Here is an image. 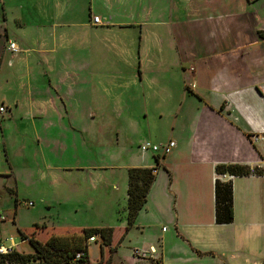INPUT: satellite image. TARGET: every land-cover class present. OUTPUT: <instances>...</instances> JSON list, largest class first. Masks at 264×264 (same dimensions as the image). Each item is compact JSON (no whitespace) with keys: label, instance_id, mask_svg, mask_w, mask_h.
Segmentation results:
<instances>
[{"label":"crops","instance_id":"obj_1","mask_svg":"<svg viewBox=\"0 0 264 264\" xmlns=\"http://www.w3.org/2000/svg\"><path fill=\"white\" fill-rule=\"evenodd\" d=\"M150 2L0 0V107L6 108L0 116L9 111L0 124L19 121L23 137L25 122H30L38 143L35 154L32 149L27 152L22 168L7 157L10 169L0 170V198H7L8 204L13 200L15 207L14 212L4 213L0 206L6 216L0 222V244L34 253L20 230L36 231V238L46 242L52 235L110 226L114 227V251L103 247L100 237L89 242L94 264L109 260L125 264L120 254L124 243L129 246L131 264H149L138 261L133 249L151 245L156 246L162 264H262L264 176H220L232 183L234 219L218 224L215 168L238 163L264 169V24L249 18L241 23L234 20L228 49H218L214 40L215 45L209 42L207 50L205 42L197 40L189 51L180 34L185 22L180 14L182 3L174 1L171 6L179 8L177 16L173 10L170 17L160 20L161 10ZM242 2L255 13L264 8V0ZM25 8L33 22L25 17ZM94 15H100L103 24H93ZM210 17L201 19L219 21ZM10 40L23 49L9 50ZM173 51L177 53L174 62ZM8 55L11 72L5 73L2 68ZM91 88H98L101 97H114L117 107L107 111L110 115H97L89 99L80 102L86 106L82 114L74 106L72 99L90 94ZM176 88L183 98L172 97ZM121 90L127 96L125 105ZM136 104L142 116L151 112L159 121H172L164 143L172 140L176 146L160 159L159 154L141 150L146 141L159 143L141 128L140 115L132 108ZM96 120L114 121L116 146L108 158L99 153L101 147L103 154L104 143L98 144L97 154L91 151L95 143L91 137L99 133L93 129L95 122L91 123ZM131 167L158 168L148 200L126 232ZM34 177L41 183L46 180L50 187L49 195L40 197L45 209L41 221L23 214L18 190L13 195L6 192L9 183L17 185ZM12 213L13 228L7 219Z\"/></svg>","mask_w":264,"mask_h":264},{"label":"rangeland","instance_id":"obj_2","mask_svg":"<svg viewBox=\"0 0 264 264\" xmlns=\"http://www.w3.org/2000/svg\"><path fill=\"white\" fill-rule=\"evenodd\" d=\"M180 1L182 5L184 6V9H180V14L183 16V19L185 22L183 23V26H181L180 34L183 39V44L185 45V48L189 51L193 49L194 43L199 40L205 42V47L207 50L210 48L207 46L209 42L213 43V46L215 45L214 40H216L218 43V49L225 46L227 49L231 46L232 40L231 36L233 35V25L231 22H235L234 20L239 21L240 23L243 21V18H249L251 22H258L259 25L264 24V19H261V15L264 14V8H261L259 13H255L252 8H245V4H243V0H234L229 1V3H222L221 0H151V4H154V7L162 13L161 16H159L160 20L166 18L167 16H171V11L174 10V15L177 16L178 9L177 7H173L171 9V6L173 2ZM140 6H142V2H138ZM177 6V5H176ZM254 12L250 14V12ZM249 12V13H248ZM219 17L218 22H207L203 21L201 18L206 17ZM25 17L30 22L34 21V17L32 14L29 13L28 8H25ZM264 17V16H263ZM211 18V17H210ZM169 19V18H168ZM194 20H202L199 22L194 23ZM222 20V21H220ZM236 23V22H235ZM32 28V27H31ZM29 28V29H31ZM176 29H179L178 26ZM182 32V33H181ZM212 34V36H216L214 39H210L208 36ZM152 37H155L154 34L151 35ZM35 41L33 40V43ZM23 42L20 41V45ZM75 44V43H74ZM3 42L0 40V48L2 47ZM23 45V44H22ZM211 46V48L213 47ZM23 49V47H20ZM66 50V48H64ZM254 50V49H253ZM256 50V49H255ZM261 50V49H259ZM228 52V50L224 49V52ZM164 52H167V49L164 50ZM262 52V51H261ZM78 53V52H76ZM177 53L175 51L171 52V60L174 62V58ZM11 55H8L5 57V65L3 66L2 70L3 72L9 73V68L7 67V61L10 58ZM15 55L12 54V57ZM19 56H28L27 54L20 53ZM154 58V62H157V58ZM168 62V60H167ZM152 67V64H151ZM11 72V71H10ZM27 82V79H25V83ZM2 81H0V91L3 89ZM28 84V83H27ZM26 84V86H27ZM122 93V105H125L127 96L124 91L121 90ZM175 95V99L178 100L182 97L181 89L175 90V93L172 94V97ZM101 95H99L98 88L92 89L90 91V94L83 95L77 99L76 97L72 100H76L74 106L79 109L80 114H82L83 109L86 107L85 105H80V102L82 99H89L90 100V108L96 109L97 115H103L102 112L106 113L105 115H110L107 111L111 109L112 106L117 107L115 105L114 97L112 98L111 95L105 94L102 95L101 101H100ZM183 98V97H182ZM159 100V97H158ZM107 102V103H106ZM150 103V110L151 112H154L153 105ZM117 104V102H116ZM109 107V109H108ZM132 108L134 111H137L139 116V122H141L142 126L141 128L145 130L146 133L149 134L151 137V140L153 142H158L159 144L164 143V141H167V136L169 131L172 127V121H159L158 116L154 115L153 113L149 112L147 116H142L140 114V106L138 104L132 105ZM6 109V108H5ZM104 109V110H102ZM107 109V110H106ZM9 115V111H7V114L5 116H0V122L2 118H6V116ZM2 117V118H1ZM141 117V118H140ZM95 122V123H94ZM114 121H93L91 123L93 124V129L95 131H99L94 137H91V140H94L95 143H92L91 151L94 153L98 152L100 150V156L104 155L105 157H109L113 151L115 150V142H116V136L114 133V127H113ZM28 124L27 127H25V130L23 132H26V136L20 137L19 130L23 129L22 126H20L19 121L12 122V121H6L5 123L0 124V170H9L10 166L8 164L9 161H7V157H11V161L13 162L14 166L18 169L19 167L22 168V163L24 159H26L27 152L32 149L33 153L35 154L36 147H38V143L33 138L32 131H34V127L30 122H25ZM112 125V126H111ZM22 138H24V142L22 141ZM141 138V137H139ZM26 140V141H25ZM139 140V139H138ZM104 143V151L103 154L101 153V147L98 150V144ZM91 144V143H90ZM7 149V150H6ZM46 150L49 149L47 148ZM74 152H76V149H73ZM7 153V155H5ZM39 155H35L36 160L37 158H40L41 152L38 153ZM97 153H94V155ZM92 155V153H91ZM38 164V163H37ZM46 179V178H45ZM25 182H18L17 185H14L12 183H9L8 188L6 189V192L13 195L15 193V189L18 190V207L23 210V214L25 216H30V218H36L38 221H41L44 217V204L41 203V196L49 195L50 193V187L46 183V180L38 181L37 178H27V180H24ZM5 183V182H4ZM4 183L2 185H4ZM8 197V196H7ZM13 200H11V203L8 204V199H1L0 198V206L2 207L4 213H10V210L12 209V212H14L15 207L12 203ZM32 201L34 206H29L28 202ZM15 202V201H14ZM42 208V211L37 212V207ZM8 219V222H10V226L12 227V217L13 213L11 214ZM10 220V221H9ZM51 218H49L48 221H50ZM3 220L2 222H4ZM8 226V225H7ZM17 232V230L15 231ZM17 236L18 232H17ZM20 238V236H19ZM128 244L124 243L120 247V254L125 256L126 263L125 264H131L129 260V255L127 251ZM93 253L95 256L98 255L97 250L95 247H92ZM115 264H119L118 261H115Z\"/></svg>","mask_w":264,"mask_h":264},{"label":"trees","instance_id":"obj_3","mask_svg":"<svg viewBox=\"0 0 264 264\" xmlns=\"http://www.w3.org/2000/svg\"><path fill=\"white\" fill-rule=\"evenodd\" d=\"M158 161V157H157ZM159 164V163H158ZM158 167H131L128 169V205L126 232L129 231L140 210L148 200V195L156 180L155 169ZM219 178L215 182L216 222L231 223L234 219L233 187L230 180L223 181L220 176H264V169L238 163L218 164L215 168ZM1 222V221H0ZM38 229V225H36ZM23 240H28L34 253H23L16 249L0 254V264H94L89 257L88 240L92 236L102 239L103 247H112L114 227L85 228L80 234L52 235L46 242L36 238V231L24 233L19 231ZM81 253L80 257L77 254ZM111 260L105 264H110ZM264 264V261L263 263Z\"/></svg>","mask_w":264,"mask_h":264},{"label":"built area","instance_id":"obj_4","mask_svg":"<svg viewBox=\"0 0 264 264\" xmlns=\"http://www.w3.org/2000/svg\"><path fill=\"white\" fill-rule=\"evenodd\" d=\"M93 24L95 25H101L103 24V19L100 15H94L92 18ZM8 49L11 50L12 52H19L20 48L17 42L10 40L8 42ZM5 107L1 106L0 107V113H4ZM176 146V142L175 141H168L166 143H161V144H155L152 143L150 141H146L143 144L140 145L141 150L144 152L147 151H151L155 154H159V159L163 156H165L166 154H169ZM157 169L154 170V172L156 173ZM222 177L225 178H231L233 176H230L228 174H224L222 175ZM29 206L33 205V202L30 201L28 202ZM6 219V216L3 215L1 209H0V221H3ZM98 238V236H92L89 238L88 240V244L89 242H94L96 241ZM10 241H13V238H10ZM13 250V244L10 246H5L3 244H0V254H6L9 253ZM81 253L77 254V257H80ZM133 255L134 257L138 260V261H144L147 260L149 261V264H162L161 263V259L160 256L158 255V250L156 248V246L151 245L148 248H134L133 249Z\"/></svg>","mask_w":264,"mask_h":264}]
</instances>
